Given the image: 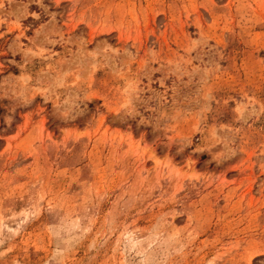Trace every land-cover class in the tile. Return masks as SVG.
I'll use <instances>...</instances> for the list:
<instances>
[{
    "label": "rangeland",
    "instance_id": "rangeland-1",
    "mask_svg": "<svg viewBox=\"0 0 264 264\" xmlns=\"http://www.w3.org/2000/svg\"><path fill=\"white\" fill-rule=\"evenodd\" d=\"M0 264H264V0H0Z\"/></svg>",
    "mask_w": 264,
    "mask_h": 264
}]
</instances>
